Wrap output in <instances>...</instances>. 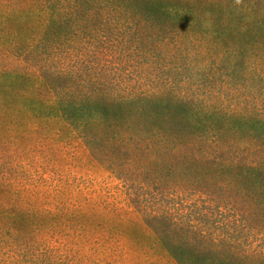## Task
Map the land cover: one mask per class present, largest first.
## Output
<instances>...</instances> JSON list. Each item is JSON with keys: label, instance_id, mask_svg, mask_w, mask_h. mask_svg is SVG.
I'll use <instances>...</instances> for the list:
<instances>
[{"label": "trees", "instance_id": "obj_1", "mask_svg": "<svg viewBox=\"0 0 264 264\" xmlns=\"http://www.w3.org/2000/svg\"><path fill=\"white\" fill-rule=\"evenodd\" d=\"M134 93L196 120L209 177L264 179V0H0V264L92 263L66 208L114 204L56 152Z\"/></svg>", "mask_w": 264, "mask_h": 264}, {"label": "rangeland", "instance_id": "obj_2", "mask_svg": "<svg viewBox=\"0 0 264 264\" xmlns=\"http://www.w3.org/2000/svg\"><path fill=\"white\" fill-rule=\"evenodd\" d=\"M111 108L77 151L56 152L69 183L92 181L114 204L66 208L105 233L82 250L97 252L90 264H264V179L209 177V142L179 105L134 93Z\"/></svg>", "mask_w": 264, "mask_h": 264}]
</instances>
